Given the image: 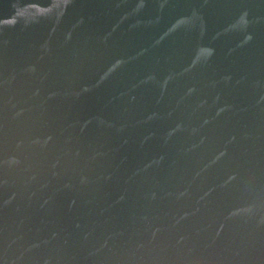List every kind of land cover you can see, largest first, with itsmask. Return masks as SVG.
<instances>
[{
    "label": "water",
    "instance_id": "obj_1",
    "mask_svg": "<svg viewBox=\"0 0 264 264\" xmlns=\"http://www.w3.org/2000/svg\"><path fill=\"white\" fill-rule=\"evenodd\" d=\"M0 264H264V0H0Z\"/></svg>",
    "mask_w": 264,
    "mask_h": 264
}]
</instances>
